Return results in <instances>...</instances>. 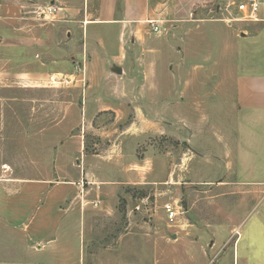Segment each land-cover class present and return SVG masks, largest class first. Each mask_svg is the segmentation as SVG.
<instances>
[{"label": "rangeland", "instance_id": "rangeland-1", "mask_svg": "<svg viewBox=\"0 0 264 264\" xmlns=\"http://www.w3.org/2000/svg\"><path fill=\"white\" fill-rule=\"evenodd\" d=\"M67 1L0 0V264H59L63 225L80 264H264V183H237L264 182V118L233 88L264 24L239 0L159 31L44 18ZM243 35L257 66L231 65Z\"/></svg>", "mask_w": 264, "mask_h": 264}, {"label": "crops", "instance_id": "crops-1", "mask_svg": "<svg viewBox=\"0 0 264 264\" xmlns=\"http://www.w3.org/2000/svg\"><path fill=\"white\" fill-rule=\"evenodd\" d=\"M220 1L223 2L225 0H69L63 2L62 5H55V8H57L56 11L48 15V17L52 19L55 17V20L69 24L72 29L77 28L76 24L81 23L84 19V22L86 24L88 23L89 27L90 25L105 24L120 25V29L128 30L132 29L135 23L149 22V20L166 22L168 20L187 19L193 14L194 10L205 8L210 4H216L218 6V4L221 3ZM259 17L260 20L250 22H262L264 24V7L260 9ZM93 30L94 29H92V31ZM240 39L248 42L243 43L242 41H237L236 44L238 45L236 48H233L232 54V57H235L236 60L233 58L231 65L236 67L237 65L242 64V61L243 65L248 67L257 66L259 60L258 54L257 52L255 53V50L258 46H249L255 41L251 42L253 40H251L249 36L244 35ZM260 40H262V38ZM252 49L255 50L253 51ZM241 52L244 53L241 54ZM98 54L99 53L96 55L98 56ZM233 88L235 91L234 101L238 108L249 111L248 115L246 114L249 119H256L260 116H262L261 119H263L264 74H254L251 72L238 74L234 77ZM234 135H236V133ZM249 152H252L251 148H249ZM238 166L239 163H237V167ZM248 166H252L250 160ZM245 182L264 183L263 181H242L240 179L237 183L243 185ZM252 193L259 194L256 199L258 202L264 200L263 190H253ZM251 225L252 228L257 227L258 230L264 228V218L261 216L260 212L255 215V219L249 226ZM60 230L61 232L59 236L62 237V240L61 245L59 244L60 247L58 250V255H60V259L58 258L59 264H80L81 246L78 239L79 234L77 233L76 244L75 235L70 233L75 231V228L69 230L63 225L61 229H58V231ZM252 237L253 236H251L250 240ZM260 239L262 240L261 236L260 238L258 237V240ZM11 258L12 259L7 258L5 260L11 261L12 263L15 261V264H27L22 256L20 258L17 255H13ZM234 263L236 262L234 261Z\"/></svg>", "mask_w": 264, "mask_h": 264}, {"label": "built area", "instance_id": "built-area-1", "mask_svg": "<svg viewBox=\"0 0 264 264\" xmlns=\"http://www.w3.org/2000/svg\"><path fill=\"white\" fill-rule=\"evenodd\" d=\"M264 7V0H239L238 3H236V9L240 13L239 16L235 18H230L229 20H240V21H257L260 20L259 13L260 9ZM57 8L53 6H48L44 13V18H48V15L51 13H54ZM149 24L151 25L153 31H159L160 25L159 21L157 20H149ZM100 201L95 200L93 204L96 206L98 205ZM179 205L167 202L162 206V209L166 215V218L168 220H174L177 218V216L181 213V210H179ZM237 235L239 233L238 229L235 230Z\"/></svg>", "mask_w": 264, "mask_h": 264}, {"label": "water", "instance_id": "water-1", "mask_svg": "<svg viewBox=\"0 0 264 264\" xmlns=\"http://www.w3.org/2000/svg\"><path fill=\"white\" fill-rule=\"evenodd\" d=\"M117 70H118L119 73L121 72V69H117Z\"/></svg>", "mask_w": 264, "mask_h": 264}]
</instances>
